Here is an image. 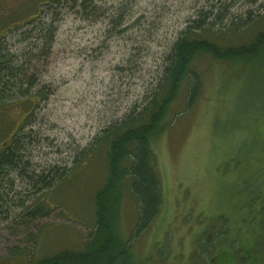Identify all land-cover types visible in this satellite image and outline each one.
<instances>
[{
    "label": "rangeland",
    "instance_id": "obj_1",
    "mask_svg": "<svg viewBox=\"0 0 264 264\" xmlns=\"http://www.w3.org/2000/svg\"><path fill=\"white\" fill-rule=\"evenodd\" d=\"M51 1L14 11L0 0V46L25 81L1 105L2 123L10 128L7 116H30L21 165L6 170L5 191L0 184V264L85 251L109 177L105 131L149 105L167 56L201 11L230 6L220 26L239 28L213 37L221 46L246 44L264 31V0ZM250 10L256 15L249 21ZM255 63L206 55L194 62L200 96L188 107V79L152 142L163 191L159 216L133 239L142 212L129 183L120 200L118 234L133 239L136 264H210L230 244L240 264H264V57ZM240 230L244 242L233 244Z\"/></svg>",
    "mask_w": 264,
    "mask_h": 264
},
{
    "label": "trees",
    "instance_id": "obj_2",
    "mask_svg": "<svg viewBox=\"0 0 264 264\" xmlns=\"http://www.w3.org/2000/svg\"><path fill=\"white\" fill-rule=\"evenodd\" d=\"M54 1L56 0L51 2ZM229 8L230 6H213L201 11L199 16L190 23L188 29L180 35L167 56L162 78L157 83V89L151 96L149 105L145 106L137 118L130 117L118 126L105 131L101 143L108 145L109 177L105 187L97 195L95 232L85 251H64L43 259L39 264H131L132 259L134 260L131 240L152 226L163 205L162 182L156 169L157 156L152 148V142L163 133L166 127L165 118L188 79L192 82L188 107H192L200 96L202 75L194 69V62L201 55H206L212 61L236 62L244 66L250 63L256 66L255 62L258 58L264 57V31L257 32L250 42L239 46H221L213 39V37L218 39L219 36L225 35L230 27L239 28L236 23H232L231 26H220ZM255 15V12L250 10L248 20H253ZM13 62L15 59L12 55L0 46V101L8 102L14 89L19 85L25 86L24 78H22L23 69L16 70L11 67ZM261 66H264L263 63ZM29 84L32 85V83ZM19 90L24 94L26 92L22 90V87ZM9 154V167L21 165L22 158L19 155ZM127 160H131V165L125 164ZM126 183H129L130 192L139 201L142 217L133 239L123 242L118 234V225L120 200L122 203ZM2 190L6 189L2 187ZM37 210L38 214L46 215L44 209ZM240 231L241 235L239 233V236L233 240V244L236 242L243 244V231ZM225 233V230L220 231L221 238L215 240L216 243L208 241L209 248L220 243ZM251 238L254 242V238ZM247 240L245 243L248 244L249 239ZM257 242L254 243L256 247ZM254 245L252 250L256 251ZM237 250L232 244L230 247L228 245L221 247L217 250L215 258L209 257V263L240 264V261L236 259ZM205 251H207L206 248ZM252 261L256 264L258 259ZM135 262L136 260L133 263L136 264Z\"/></svg>",
    "mask_w": 264,
    "mask_h": 264
},
{
    "label": "flooded vegetation",
    "instance_id": "obj_3",
    "mask_svg": "<svg viewBox=\"0 0 264 264\" xmlns=\"http://www.w3.org/2000/svg\"><path fill=\"white\" fill-rule=\"evenodd\" d=\"M4 1L5 0H2L1 2L4 9L11 8L16 11L23 4H26L31 0H11L10 4H7ZM4 103V100L0 101V184L4 182V186L2 187L5 189V173H7L6 170L11 168L8 166V160L10 159L9 153H16L19 156L22 155L21 152L24 149L22 138L25 136L24 130L27 127V120L30 116L26 114V116L20 118V120H12L9 115L6 119L10 122V128H5L2 119L5 117L4 114L6 115L7 111L5 107L1 106H6ZM14 125V129L11 130Z\"/></svg>",
    "mask_w": 264,
    "mask_h": 264
}]
</instances>
